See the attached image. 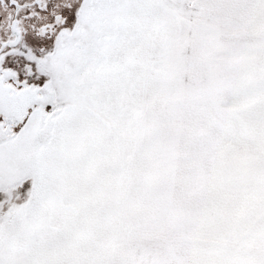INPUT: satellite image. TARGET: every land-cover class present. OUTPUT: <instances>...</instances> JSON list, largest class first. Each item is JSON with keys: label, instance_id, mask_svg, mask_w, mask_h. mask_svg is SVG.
I'll list each match as a JSON object with an SVG mask.
<instances>
[{"label": "snow or ice", "instance_id": "1", "mask_svg": "<svg viewBox=\"0 0 264 264\" xmlns=\"http://www.w3.org/2000/svg\"><path fill=\"white\" fill-rule=\"evenodd\" d=\"M0 264H264V0H0Z\"/></svg>", "mask_w": 264, "mask_h": 264}]
</instances>
